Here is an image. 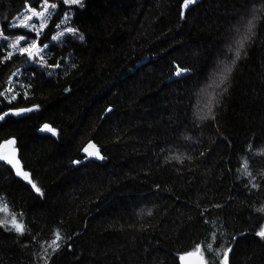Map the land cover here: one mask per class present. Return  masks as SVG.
<instances>
[{
    "label": "trees",
    "instance_id": "obj_1",
    "mask_svg": "<svg viewBox=\"0 0 264 264\" xmlns=\"http://www.w3.org/2000/svg\"><path fill=\"white\" fill-rule=\"evenodd\" d=\"M81 3L69 7L84 39L50 45L48 64L132 47L125 61L96 53L81 76L48 75L19 54L3 63L0 43V87L20 67L30 84L0 115L33 109L0 120L27 174L0 163V206L24 226L0 224V264H179L197 244L212 264L229 248V264H264V0ZM88 141L106 160L77 164Z\"/></svg>",
    "mask_w": 264,
    "mask_h": 264
},
{
    "label": "rangeland",
    "instance_id": "obj_2",
    "mask_svg": "<svg viewBox=\"0 0 264 264\" xmlns=\"http://www.w3.org/2000/svg\"><path fill=\"white\" fill-rule=\"evenodd\" d=\"M82 1V0H81ZM61 0H48V9L47 12H51V17L47 20L46 26L41 31V34L38 39L39 45L42 47L44 44H56L58 46L67 44L72 39H78L79 33L76 31L75 35L66 31L67 28H74L71 24L72 10L69 6L67 8H61ZM52 4H56L55 9L51 8ZM182 7L184 8V0H181ZM34 8L36 11H44L43 0H0V30L3 31L4 35L8 37V40H4L3 37H0V43L3 44L4 53L2 56V62L6 63L9 59H5L7 52L12 51L10 47L11 41L16 37L24 35L28 40L36 39V31H31L28 28L23 26L12 27L14 24H18L19 20L23 18L22 14L31 15L29 9ZM47 12L45 15H47ZM65 14H70V19L67 23H62L65 19ZM42 18L33 17L31 21H28V24L31 25L35 23L36 29H40V22ZM59 25V27H57ZM164 26V25H163ZM163 26L161 28H163ZM75 29V28H74ZM64 31L65 34L59 40H52V37L57 35L58 32ZM26 41H21L20 46H24ZM132 47H126L121 50L111 51V50H95L91 49L88 52L84 53L81 60L72 62L69 60L70 56H66L62 61L57 62L54 65L48 64V57L50 55L49 48L45 50L46 54L44 55V60L39 63L35 61H30L33 65H37L41 68H46V73L48 75H54L57 71L61 70L62 72H69L70 69L75 67L74 75L75 77L83 75L93 64L94 55L98 53L97 57L103 59L112 64H119L126 60L127 56L130 54ZM19 53H14L13 56L18 55ZM60 59V57L58 58ZM59 65V67H56ZM16 75H13V74ZM28 71L24 67H20L13 71L7 82L0 87V92H3L4 95H0V106L7 104L17 98L21 93L26 96L29 93L30 84L27 79ZM15 96V99H13ZM2 207V206H0ZM7 218L8 222L4 223L3 221ZM11 217L8 213L0 212V224L5 226H12L10 223Z\"/></svg>",
    "mask_w": 264,
    "mask_h": 264
},
{
    "label": "snow or ice",
    "instance_id": "obj_3",
    "mask_svg": "<svg viewBox=\"0 0 264 264\" xmlns=\"http://www.w3.org/2000/svg\"><path fill=\"white\" fill-rule=\"evenodd\" d=\"M61 2L63 4H66V5L80 4L81 6H83L81 3V0H61ZM194 2H195V0H184L183 6H184V8H188V6ZM43 6H44V11H36L34 8H31L28 10L31 12V15L22 14L23 18L19 20L18 24L12 25V27L23 26L25 28H28L31 31H36V37L37 38L32 39V40H28L27 37L24 35L16 37L13 41H11L10 47H11L12 51L7 52L5 59H10L14 53H19V55H21V56H26L29 61H35V62L39 63L40 61L44 60V55H42V53L46 54L45 50L49 48V44H44L41 47L38 43V39H39V36L41 34V31L46 26L47 20L51 17L52 13L47 12L48 0H43ZM56 7H57L56 4L51 5L52 9H55ZM46 12H47V15H45ZM33 17L42 18L41 22H40V29H36L35 23H32L31 25L28 24V21H31L33 19ZM255 18L256 17L254 15L252 19H250L246 22V25H245L246 34L240 36L239 41H238V48L236 49V52H235V56L237 59H239V57L241 55V50L244 48L245 41L248 39L249 34L252 33V31L255 27ZM69 19H70V14H65V19H64V21H62V23H67ZM57 27H59V25H57ZM66 31L69 33H73L74 35L76 33V29L71 28V27L67 28ZM64 34H65L64 31L58 32L57 35L52 37V40H59L61 37L64 36ZM238 34H239V30H238ZM0 37H3V39L6 41L8 40V37L4 35L2 30H0ZM78 38L80 40L84 39L83 35H79ZM21 41H26L24 46H20ZM232 63L235 64V61H233ZM56 67H59V65H56ZM232 71H233V68L231 65L224 64V66L221 70V73L219 75L218 82L216 80H213L211 82V84L209 85V87L210 88H220V86L222 84H224V82L228 79V74H230ZM180 74L181 73H179V72L177 73L178 76ZM13 75H16V74L14 73ZM0 95H4V93L0 92ZM13 99H15V96H13ZM214 99H215V96L210 95V98L206 102V107L208 108L209 113H211V111H212L211 106L214 102ZM32 110L33 109H25L24 111H32ZM12 114L20 115V112H13ZM8 115H9V113H7V112L4 113L3 116H0V120H3ZM43 130H46V131L52 133L53 135L56 134L55 129L49 127V125H47V124L44 125ZM8 143L12 144V143H14V141H8ZM89 147L91 148V147H95V146L89 145ZM85 151H88V149L86 148ZM89 155H95L98 158L103 159V156L100 155L99 151H96L94 153H89ZM0 159H6V160H8V163H12V159H10L7 156H2V157H0ZM242 169H243V174L251 176V173L248 172V170H247L248 169V163L246 160L244 161V163L242 165ZM24 175L27 176L26 173H24ZM32 187L35 189V191L37 193H40L41 190L39 187H37L35 184H33ZM253 187H256V185H253ZM259 211L264 212V209H260ZM0 212L7 213L8 212L7 206L0 207ZM3 222L7 223L8 222L7 218H5V220ZM10 223L12 224V226L15 228V230L17 232L23 233L24 226H23V224L17 222V217L15 215L11 216ZM256 235L258 237H260L261 239H264V227H261L260 231H258L256 233ZM59 239H60V235L57 234L56 240H59ZM56 240H54L52 242V244L56 245V247H59V245L56 244ZM207 251L209 253L212 252V245L211 244L207 245ZM231 251H232L231 248L224 250L223 260L220 261V264H229V253ZM216 255L219 256V252H217ZM190 257H198L197 264H212V261L210 259H205V251L202 249V247L199 244L196 245L194 251L187 252L185 255L180 256V260H181L182 264H187V258H190Z\"/></svg>",
    "mask_w": 264,
    "mask_h": 264
},
{
    "label": "water",
    "instance_id": "obj_4",
    "mask_svg": "<svg viewBox=\"0 0 264 264\" xmlns=\"http://www.w3.org/2000/svg\"><path fill=\"white\" fill-rule=\"evenodd\" d=\"M181 73V71H177V73ZM176 73V77H178ZM181 74L179 75V77ZM25 109H28L27 107H17V108H9L5 110L0 116H3L4 113H9L8 116H13V117H21L24 116L28 113V111H24ZM13 112H20V115H15L12 114ZM7 116V117H8ZM8 141H14V143L9 144ZM89 145H94L95 147H89ZM17 139L15 136H9L6 138H3L0 140V157L2 156H7L10 159H12V163H8V160L6 159H0V163H4L5 165L9 166L16 174H22L24 173L23 170V164L22 161H20V156H19V148H17ZM88 149V151H85V149ZM96 151H99L100 155L103 156L101 147L94 141H88L87 143L84 144V146L81 149V154L83 158L77 162L78 163H86L88 161H95V162H102L106 160L105 156H103V159L98 158L95 155H89V153H94ZM29 174V173H28ZM184 253L183 255H185ZM182 256V255H181ZM198 257H190L187 258V264H197ZM179 264H182L181 260L179 259Z\"/></svg>",
    "mask_w": 264,
    "mask_h": 264
}]
</instances>
